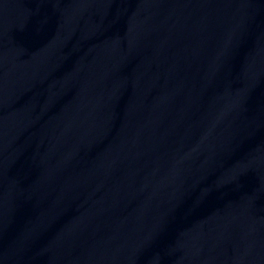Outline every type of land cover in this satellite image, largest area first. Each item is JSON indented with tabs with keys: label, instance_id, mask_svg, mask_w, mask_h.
<instances>
[{
	"label": "water",
	"instance_id": "95a60500",
	"mask_svg": "<svg viewBox=\"0 0 264 264\" xmlns=\"http://www.w3.org/2000/svg\"><path fill=\"white\" fill-rule=\"evenodd\" d=\"M0 264H264V0H0Z\"/></svg>",
	"mask_w": 264,
	"mask_h": 264
}]
</instances>
